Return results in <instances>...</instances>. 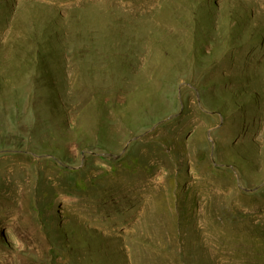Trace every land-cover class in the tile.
Instances as JSON below:
<instances>
[{
	"label": "rangeland",
	"instance_id": "1",
	"mask_svg": "<svg viewBox=\"0 0 264 264\" xmlns=\"http://www.w3.org/2000/svg\"><path fill=\"white\" fill-rule=\"evenodd\" d=\"M263 50L264 0H0V264H264Z\"/></svg>",
	"mask_w": 264,
	"mask_h": 264
},
{
	"label": "bare ground",
	"instance_id": "2",
	"mask_svg": "<svg viewBox=\"0 0 264 264\" xmlns=\"http://www.w3.org/2000/svg\"><path fill=\"white\" fill-rule=\"evenodd\" d=\"M264 51V50H263ZM264 53V52H263ZM259 55V54H258ZM264 55V54H263ZM235 65H236V63H235ZM240 65V64H239ZM239 70V69H238Z\"/></svg>",
	"mask_w": 264,
	"mask_h": 264
}]
</instances>
